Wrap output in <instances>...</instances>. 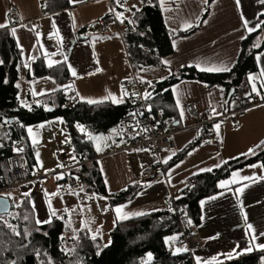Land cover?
Segmentation results:
<instances>
[{"label":"crops","instance_id":"crops-1","mask_svg":"<svg viewBox=\"0 0 264 264\" xmlns=\"http://www.w3.org/2000/svg\"><path fill=\"white\" fill-rule=\"evenodd\" d=\"M112 2L116 6L117 20L109 22L108 32L96 33L95 24L110 12L109 0H76L75 3L70 0L69 7L57 12L44 9L43 0H0V23H7L5 28L17 29L14 37L22 49L19 97L24 106L31 107L38 96L61 88H67L70 101L80 99L87 102H113L111 97H123L121 103L125 101L127 92L124 84L135 73L120 33L131 19V10L139 8L143 1L123 0L118 4L117 0H111V4ZM205 2L206 0H164V19L172 33L194 26L205 9ZM11 7L18 10L22 24L10 26ZM263 13L264 4L261 0H240L239 5L236 0H214L205 19L206 23L204 21L198 30L174 39V51L163 59L170 63L146 69L137 75L138 78L141 81L143 79L147 86L149 81L167 78L179 70L181 65L192 66L196 63L201 66L223 64L231 69L239 57L241 41L249 33L247 29H259L262 24L260 15ZM245 21L248 22L247 26ZM189 24L192 26L186 28ZM263 37L264 33L259 36L258 45ZM42 55L50 65L66 61L71 75L73 70L76 75H72L73 78L65 84H59L47 76L27 79V71L33 73V63ZM257 56L260 57L257 60L259 69L245 80L249 90L255 85L259 91H264V75H261V70L264 69V49L257 53L256 59ZM250 76L253 77L252 80L249 79ZM173 94L175 100L180 99V106L177 105L179 115L181 107L184 111L183 118L180 115V131L175 135L174 148L163 149L157 154L141 147L111 153L113 146L120 149L124 145L117 128L108 133L88 135L94 160L86 166L92 167V162L99 165L110 193H117L130 184H141L143 189L136 198L112 204L107 197L88 192L83 183L75 190H67L62 185V179L69 176V173L52 172L50 174L61 173L57 176L60 178L42 179L36 169V149L31 151L26 140L21 138L28 148L26 158L31 180L6 193L11 194L12 205L27 198L35 221L51 220L57 215L65 220L66 236L71 230L77 232L81 228H87L92 234L105 238L118 221L167 208L164 199L170 194L179 196L191 178L205 172V169H216L229 160L249 153V149L253 150L264 140V105L256 106L236 117L226 116L238 103L233 99L225 101L219 86H209L192 79L175 84ZM193 102L199 107L198 118L187 111L188 104ZM236 120L240 123L239 127L235 126ZM200 121H204L205 127L214 131L215 142L198 143L203 133ZM216 124H220L218 132L214 127ZM26 134L30 145L36 147V144H32L33 135L28 133L27 128ZM34 140L36 143L37 139ZM192 143L196 145L171 163ZM97 145L101 151L96 150ZM165 160L168 162L164 163ZM56 161L60 160L56 157ZM65 161L68 165H75L80 162V156L75 152L72 159ZM261 165L254 163L234 170L229 177L218 182L222 191L202 200L203 219L198 225V231L203 247L193 253L196 264L220 262L250 253L242 251L250 243L252 251L261 250L257 247L264 244V236L260 235L264 233V170ZM148 166H156V178L150 179L144 173ZM60 168L58 165L55 171ZM239 171L246 172L240 174ZM71 172L75 175L72 170ZM237 174V178L233 176ZM245 177L250 179H244ZM225 181L228 183L221 187V182ZM241 188L243 191L239 192L238 189ZM24 193L28 195L25 196ZM117 208L121 209L119 213L116 212ZM248 224L252 225V230L248 229ZM253 230L257 237L255 241L252 240Z\"/></svg>","mask_w":264,"mask_h":264},{"label":"trees","instance_id":"trees-1","mask_svg":"<svg viewBox=\"0 0 264 264\" xmlns=\"http://www.w3.org/2000/svg\"><path fill=\"white\" fill-rule=\"evenodd\" d=\"M213 1L206 0L205 9L194 26L175 33H172L165 22L160 0H146L139 8H133L131 19L122 29L121 35L135 75L163 65L164 57L174 51V39L198 30ZM70 5V0H43V7L48 12H57ZM260 19L264 22V13L260 15ZM263 33L264 23L242 39L241 52L230 71L207 72L194 66H184L167 78L148 84L146 94H150L147 98L151 111L164 110L165 116H172L176 123L179 121L178 126L176 125L179 127L180 115L173 86L187 79L219 86L224 100L231 101L233 97L228 99L230 91L259 69L256 55L264 49V37L260 45L257 40ZM0 55L3 61L0 63V126L9 124L11 131L0 137V161L13 154V144L21 138L34 151L36 147L30 145L26 128L56 116L65 120L80 160L86 156L93 157L88 135L116 128L119 120L135 109L129 96L121 104L111 101L89 103L80 99L70 101L67 88L42 94L31 107H26L19 97L22 49L12 35L11 28L0 29ZM44 76L59 84L68 83L73 78L66 61L50 66L42 55L34 61L33 73L27 71L26 78ZM50 108L52 109L49 110ZM17 123L22 124L23 132L16 129ZM195 145L196 143L187 145L171 163L183 157ZM86 150L88 153L85 154ZM254 163L264 165V146L255 147L247 155H241L216 169L193 177L197 180L196 185L188 190L184 188L175 200L179 211L183 212L184 222L200 225L203 219L201 201L222 191L218 182L229 177L234 170ZM91 166L88 168L84 164L73 172L81 179L88 192L103 195L112 204L131 201L143 189L141 184L134 183L117 193H110L99 165L92 162ZM173 213L175 212L167 207L118 221L109 233L111 243H106L101 235H95L97 239L93 240L94 234L87 228L79 229L74 237H66L65 220L61 216L54 215L50 223L37 224L29 200L23 198L19 204L12 205L11 213L0 215V264H12V261L16 264H196L190 252H177L175 249L177 234L172 227L178 217ZM8 225L21 235L17 236ZM67 242L72 247H67ZM262 257L264 250H258L210 264H264Z\"/></svg>","mask_w":264,"mask_h":264},{"label":"built area","instance_id":"built-area-1","mask_svg":"<svg viewBox=\"0 0 264 264\" xmlns=\"http://www.w3.org/2000/svg\"><path fill=\"white\" fill-rule=\"evenodd\" d=\"M110 12L102 17L94 26V31L108 32L110 30L109 22L117 20L116 6L111 4ZM146 2V0H142ZM120 2H123L120 1ZM10 26L22 24L21 16L15 7L9 10ZM121 34V33H120ZM127 96L135 105V109L121 118L116 126L120 137L124 140L122 148L118 149L115 146L111 148V153L125 151L133 147H141L148 149L153 153H159L166 148H174L176 146L175 135L180 131L176 125V119L172 116H165L164 110L149 111L150 101L146 98L147 86L134 75L131 80L125 82ZM259 91V90H258ZM259 95L253 90H249L246 80H243L235 89L233 93V100L238 103L235 109L229 110L226 116H238L244 114L247 109H252L256 106L264 105V93L259 91ZM251 94V95H249ZM151 109V108H150ZM187 111L194 117L199 116L198 104L193 102L188 104ZM199 125L202 127L203 133L199 137L198 143H213L216 141L214 131L211 128L205 127V122L200 121ZM235 126L239 127L238 120ZM16 129L23 132V126L17 123ZM147 129V131H145ZM107 133L109 132L106 131ZM13 154L3 158L0 161V196L5 195L8 191L13 190L27 183L30 179L29 166L27 164L26 154L28 148L23 139L16 140L13 144ZM20 149V151H18ZM88 151H85V154ZM57 159L63 162V167L53 173L64 172L69 173V176L63 177L62 185L67 190H75L82 185L79 177L72 174L71 170L87 164L94 160V157L89 156L80 160L75 165L66 164V157L58 152ZM144 173L150 178L154 179L157 176L156 166H148L144 169ZM197 182L196 178H191L186 183V190L192 187ZM176 197L170 194L164 199V203L168 205L173 212L177 214L178 220L173 224V230L177 234L174 245L187 247V251L193 256V253L203 247V240L199 234L198 226L195 224H186L183 220V214L179 211L175 202Z\"/></svg>","mask_w":264,"mask_h":264},{"label":"rangeland","instance_id":"rangeland-1","mask_svg":"<svg viewBox=\"0 0 264 264\" xmlns=\"http://www.w3.org/2000/svg\"><path fill=\"white\" fill-rule=\"evenodd\" d=\"M241 52V50H240ZM237 61V60H236ZM141 73V72H140ZM139 73V74H140ZM52 120V121H50ZM41 125H43L41 127ZM31 128L32 132L29 133L33 135L32 137V144H36V156L37 153H39V156H37L38 166H36L37 173L42 177V179H48L49 177L55 178L61 173L58 174H50L55 171L58 165H62V162L56 161V155L58 152L62 153L66 160L72 159L73 156H75V148L73 146V142L71 139V136L68 132V129L65 125V121L62 117L56 116L52 117V119L41 121L37 124L28 125L27 129ZM10 130L9 124H5L0 126V137L8 134ZM28 131V130H27ZM28 135V134H27ZM94 136V134H92ZM37 139V142L35 143V140ZM248 170V169H243ZM246 171H239L240 174H244ZM237 178V175H233ZM233 178V177H232ZM231 178V179H232ZM168 206V205H167ZM169 207V206H168ZM74 231V233H73ZM71 230L69 234L66 237L76 236L75 230ZM106 243H109L110 241V234L106 235L105 238ZM67 247L71 244L66 243ZM176 251L179 249L181 251H187L186 246H176Z\"/></svg>","mask_w":264,"mask_h":264},{"label":"snow or ice","instance_id":"snow-or-ice-1","mask_svg":"<svg viewBox=\"0 0 264 264\" xmlns=\"http://www.w3.org/2000/svg\"><path fill=\"white\" fill-rule=\"evenodd\" d=\"M71 2L75 3L76 0H71ZM117 3L119 4V3H120V0H117ZM236 3H237V5H239L240 0H236ZM261 3L264 4V0H261ZM160 4H161V7H163L164 0H160ZM165 10H167V9H165ZM118 18H119V14H118ZM121 22H123V21H121ZM205 23H206V21H205ZM247 23H248L247 21L244 22L245 26H247ZM261 23H264V22H261ZM7 26H8L7 23H0V28H5V27H7ZM191 26H192V25L189 24V25H186L185 27L187 28V27H191ZM247 30H248L249 32H251V31H253L254 29H253V28H248ZM16 31H17V29H16L15 27H13V28L11 29L12 35L15 36ZM173 31H175V30H173ZM38 35H39V34H38ZM175 44H176V42L173 41V46H174V47H175ZM18 46H19V44H18ZM259 59H260V57L257 56V60H259ZM0 63H3V61H0ZM162 63L165 64V65H168V64L170 63V61H168V60H163ZM50 66H51V65H50ZM192 66L198 68L200 71H207V72H227V71H230V68H229L227 65H223V64H222V65H219V66H216V65H212V66H201L200 63H196V64H194V65H192ZM69 67H70V66H69ZM181 67H184V65H181ZM98 71H99V69H98ZM72 75H73V76L76 75L75 70L72 71ZM261 75H264V69L261 70ZM162 79H163V78H162ZM249 79L252 80L253 77L250 76ZM142 82H143V79H142ZM148 83L150 84L151 82L149 81ZM17 87H19V85H17ZM174 90H175V89H174ZM252 90H253V92H256L257 95L260 94L259 91H258V89L255 87V85H253V89H252ZM148 95H150V94H146V98H147ZM249 95H251V94H249ZM261 98L264 99V96H262ZM111 99L113 100L114 103H121V102L123 101V97H121L120 99H117L116 97H111ZM88 102H89V103H95V101H91V100L88 101ZM176 103H177L178 106H180V99H179V98H177ZM150 110H151V109L149 108V111H150ZM213 111L215 112L214 109H213ZM247 111H251V109H247ZM216 114L219 115V113H216ZM180 115H181V118H183V116H184V111H183V108H182V107H181V110H180ZM177 123H179V121H177ZM42 126H43V125H41V127H42ZM214 127H215V129L217 130V132H218V131H219V128H220V124H216ZM27 130H28L29 133L32 132V129H31V128H28ZM81 130L83 131V129H81ZM145 131H147V129H145ZM97 139H100V138L98 137ZM261 146H264V140L260 141V144L257 145V147H261ZM96 150H97V151H101V148H100L99 145H97ZM18 151H20V149H18ZM251 152H253V150H252V149H249V153H251ZM191 154H192V153L190 152L189 155H191ZM173 155H175V153H173ZM245 155H247V153H245ZM37 156H39V153H37ZM168 159H171V157H168ZM167 162H168L167 160L164 161V163H167ZM261 166L264 167V165H261ZM59 167H63V165H59ZM252 167H255V165H253ZM205 170H206V171H211V169H205ZM57 178L59 179L60 177H57ZM244 179H250V177H245ZM226 183H228V182H227V181H225V182H221V185H220V186H221V187H224ZM244 187H247V185H245ZM81 191H83V189H81ZM238 191H239V192H242V191H243V188L238 189ZM73 194H75V193H73ZM24 195L27 196L28 193H24ZM8 199H11V194H5L4 198H3V199H0V206L3 207V209L5 210V212L7 211V208H8ZM212 199H215V197H212ZM201 203L203 204L204 202L201 201ZM120 211H121L120 208H117V209H116V212H117V213H119ZM53 214H54V213H53ZM25 219H27V217H25ZM245 219H247L246 216H245ZM50 222H51L50 220H46V221H41V220H39V219L36 220V223H37V224L50 223ZM114 223H115V221H114ZM189 223H191V221H189ZM8 226H9L10 228H12L11 225H8ZM247 227H248V229L252 230V225H251V224H248ZM12 231H13L17 236L21 235V233H20L19 231H17L15 228H12ZM97 231H99V230H97ZM260 235L264 236V233H261ZM92 239L95 240V239H97V237H96L95 235H93V236H92ZM256 239H257V237L255 236V234H254V230H253V233H252V240L255 241ZM109 243H111V241H109ZM105 246H107V245H105ZM257 247H258L259 249H261V250H264V244H259V245H257ZM252 250H253V247H252V245H251V243H250V246H249L248 248L242 250V251H245V252H251ZM177 251H180V250L177 249ZM237 254H240V253H237ZM229 256H231V254H229ZM261 259H262V261H264V257H262ZM12 264H16V262H15V261H12Z\"/></svg>","mask_w":264,"mask_h":264},{"label":"water","instance_id":"water-1","mask_svg":"<svg viewBox=\"0 0 264 264\" xmlns=\"http://www.w3.org/2000/svg\"><path fill=\"white\" fill-rule=\"evenodd\" d=\"M235 89L231 90L230 93H229V98L228 99H231L233 93H234ZM52 108H50L49 110H51ZM178 124V123H176ZM5 195H1L0 196V199H3ZM12 211V201L11 199H8V208H7V211L5 212V210L3 209L2 206H0V215H3V214H8V213H11Z\"/></svg>","mask_w":264,"mask_h":264},{"label":"bare ground","instance_id":"bare-ground-1","mask_svg":"<svg viewBox=\"0 0 264 264\" xmlns=\"http://www.w3.org/2000/svg\"><path fill=\"white\" fill-rule=\"evenodd\" d=\"M178 126V125H177ZM196 185V184H195ZM183 213V212H182ZM173 214H175V213H173ZM185 246V245H184Z\"/></svg>","mask_w":264,"mask_h":264}]
</instances>
